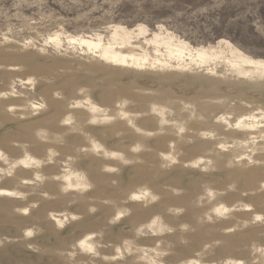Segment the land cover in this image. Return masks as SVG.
Returning a JSON list of instances; mask_svg holds the SVG:
<instances>
[{"label":"rangeland","instance_id":"374dc122","mask_svg":"<svg viewBox=\"0 0 264 264\" xmlns=\"http://www.w3.org/2000/svg\"><path fill=\"white\" fill-rule=\"evenodd\" d=\"M257 74L264 0H0V264H264Z\"/></svg>","mask_w":264,"mask_h":264},{"label":"clouds","instance_id":"9594fccd","mask_svg":"<svg viewBox=\"0 0 264 264\" xmlns=\"http://www.w3.org/2000/svg\"><path fill=\"white\" fill-rule=\"evenodd\" d=\"M235 79L239 80V81H242V82H245V83H248V84H258V83L264 84V76H261L260 74H257L252 79H249V78H246V77L245 78H235ZM29 99H36V97L30 95ZM118 99H120V98H117L116 100H114L112 102V105H111V107L113 109H115V110H116V102H117ZM12 102L13 101H11L9 99H6L4 101H0V103H5V104L12 103ZM37 102H39V100H37ZM248 104L251 106V108H257V107L264 106V105H261V104H257L255 101H249ZM25 115H27V116H29L31 118L30 120H27L26 122L32 123L34 120L38 121V120L43 119L46 116V113L44 111H40L39 113L34 114L33 110L30 107H28L27 105H25ZM262 116H264V113H262ZM25 124H28V123H25ZM77 148H78V146L73 147L71 151H69V152H67L65 154H62L59 158L63 159L64 155H75ZM81 155H88V154L87 153H81ZM55 170H56L57 173L60 172L59 168H56ZM89 178H90V180L93 183H95V176L94 175H92L90 173L89 174ZM50 179H51V177H50ZM52 182L57 186L56 195H60L61 192H62V189L60 188V181L58 179H56V180H53ZM134 190L135 189H129V192L134 191ZM91 194H92V192H88V193H86L84 195L86 196V195H91ZM82 198H84V197L78 191H75V190L69 191L67 193V197H66L67 200L82 199ZM124 198L125 199H129L128 193H125V197ZM132 205H138V204L136 202H131L130 201L127 205H117V206H119V207L126 206L129 209H132L133 212H134L135 209H134V207H132ZM68 211L69 212H73V213H79L81 210H80L79 205L74 204L72 207L68 208ZM85 211H87V210H85ZM114 213H115V207L112 206V214H114ZM127 218L128 217L124 218V220L127 219ZM77 219H78V217H77ZM95 231H97V230L93 229V230H91L90 233H87V234H92V232H95ZM85 234L86 233L81 232L77 236H75L72 239H70L69 242H68L69 248L71 250H74L76 252V254H77L76 255V260L83 259L86 262V264H103V254L106 251L104 245L106 244V241L103 240L102 238L98 237V236H94L93 237L94 242L98 241L99 244H100V247L97 250L96 256H93L91 254H83V253H81V250L78 247V240ZM73 264H75V261L73 262ZM233 264H244V260L243 259H236V260H234Z\"/></svg>","mask_w":264,"mask_h":264}]
</instances>
